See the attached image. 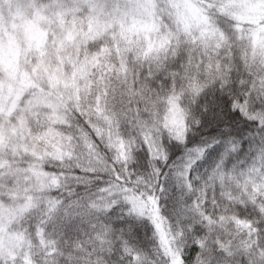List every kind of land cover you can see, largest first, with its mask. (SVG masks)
I'll list each match as a JSON object with an SVG mask.
<instances>
[{
  "label": "snow or ice",
  "instance_id": "obj_1",
  "mask_svg": "<svg viewBox=\"0 0 264 264\" xmlns=\"http://www.w3.org/2000/svg\"><path fill=\"white\" fill-rule=\"evenodd\" d=\"M0 264H264V0H0Z\"/></svg>",
  "mask_w": 264,
  "mask_h": 264
}]
</instances>
